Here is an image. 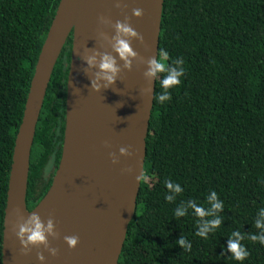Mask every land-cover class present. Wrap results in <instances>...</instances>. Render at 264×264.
<instances>
[{
	"label": "trees",
	"instance_id": "1",
	"mask_svg": "<svg viewBox=\"0 0 264 264\" xmlns=\"http://www.w3.org/2000/svg\"><path fill=\"white\" fill-rule=\"evenodd\" d=\"M60 0H0V264L4 211L16 135L35 66ZM159 53L180 58L185 74L161 104L157 74L137 211L118 264H240L226 252L230 234L245 237L264 208V0H165ZM71 35L57 61L36 128L28 178L32 210L49 190L65 130ZM184 192L165 200L164 181ZM215 190L223 223L207 240L197 217L176 220L188 200L207 207ZM191 213V210H189ZM183 235L190 252L175 241ZM243 264H264V245L245 239Z\"/></svg>",
	"mask_w": 264,
	"mask_h": 264
},
{
	"label": "water",
	"instance_id": "2",
	"mask_svg": "<svg viewBox=\"0 0 264 264\" xmlns=\"http://www.w3.org/2000/svg\"><path fill=\"white\" fill-rule=\"evenodd\" d=\"M165 0H60L39 54L22 122L16 135L3 221L2 264H118L134 218L144 173L156 76L146 75L159 53ZM142 9L136 17L134 9ZM105 19L101 21V18ZM130 24L138 33L130 45L131 69L113 50L115 24ZM73 36L66 91L61 159L45 196L27 206L28 178L36 128L51 77L63 48ZM117 57L114 84L95 91L98 67L87 58ZM128 147L132 156L120 155ZM119 156L113 163L111 153ZM132 169L131 172L126 171ZM141 176L138 180L137 177ZM32 212L53 219L57 235L27 253L16 233ZM66 236H78L75 248ZM43 255L46 260L40 261Z\"/></svg>",
	"mask_w": 264,
	"mask_h": 264
},
{
	"label": "clouds",
	"instance_id": "3",
	"mask_svg": "<svg viewBox=\"0 0 264 264\" xmlns=\"http://www.w3.org/2000/svg\"><path fill=\"white\" fill-rule=\"evenodd\" d=\"M133 14L136 17L143 16L142 9H134ZM105 18L102 17L101 21ZM116 35L114 37L113 50L118 54L119 59L125 62L124 66L131 69L132 58L136 56L135 51L130 45L131 38L137 37V31L128 23L117 21L115 24ZM169 54L166 51L158 53L157 57L152 58L149 61V69L146 73L148 76H156L159 73H164L163 79L158 81L159 88L162 92L156 96V99L164 104L172 99L171 89L178 86L181 83V78L185 74V68L183 67L184 61L180 58L172 59L171 63H168ZM89 66L98 67L97 78L91 82L92 88L95 91H100L102 88L109 87L114 84L117 76L120 72V67L117 63V57L111 54H103L97 62L95 55L87 58ZM120 155L132 156L133 153L128 147H121L119 149ZM113 163L119 162V156L116 153H111ZM126 171L131 172L132 169ZM138 180L141 176L137 177ZM165 187L168 192L165 194V200L169 203H173L176 198L184 192V188L180 183L172 180L164 181ZM207 207L199 205L195 200H188L185 203H181L174 210V217L179 220L181 217H186L189 214L197 217V230L195 235L207 240L210 233L215 231L223 223V218L220 215L224 211V202L219 198L218 193L213 190L206 196ZM191 210V213L189 212ZM254 227L259 231L255 234H250L245 237L239 230L233 231L228 237L226 252L231 253L234 260L243 264V262L250 255L247 247L242 244L246 238L252 242H259L264 245V208H260L257 213V218L254 222ZM19 238L22 248L25 253L30 250L32 246L44 245L48 248L52 255L57 254V249L49 247V237H55L57 235L56 225L53 219L49 218L45 222L38 213L32 212L28 220L19 226V230L16 233ZM67 244L75 248L79 243L78 236H66L64 237ZM175 243L181 246L182 250L190 252L192 244L183 235H181ZM40 261L46 260V257L40 255L38 257Z\"/></svg>",
	"mask_w": 264,
	"mask_h": 264
}]
</instances>
